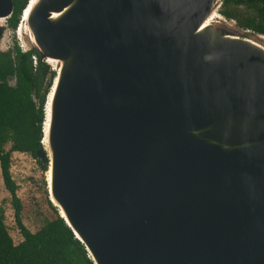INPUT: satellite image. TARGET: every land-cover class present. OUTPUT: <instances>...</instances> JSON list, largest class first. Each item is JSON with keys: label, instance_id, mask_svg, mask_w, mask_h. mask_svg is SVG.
<instances>
[{"label": "water", "instance_id": "95a60500", "mask_svg": "<svg viewBox=\"0 0 264 264\" xmlns=\"http://www.w3.org/2000/svg\"><path fill=\"white\" fill-rule=\"evenodd\" d=\"M218 4L21 11L20 49L54 72L35 157L93 264H264V35ZM12 11L0 0V35Z\"/></svg>", "mask_w": 264, "mask_h": 264}, {"label": "trees", "instance_id": "16d2710c", "mask_svg": "<svg viewBox=\"0 0 264 264\" xmlns=\"http://www.w3.org/2000/svg\"><path fill=\"white\" fill-rule=\"evenodd\" d=\"M12 2L13 11L6 19L10 29L17 26L27 0ZM217 11L240 28L264 35V0H219ZM53 75L48 64L31 50L22 51L17 42L12 50L0 52V176L21 236L19 242L13 243L0 209V264H93L52 205L55 216L37 230L31 232L23 225L17 186L9 172L10 154L14 151L29 153L36 159L35 151L41 147L45 98ZM36 161L46 170L45 163Z\"/></svg>", "mask_w": 264, "mask_h": 264}, {"label": "rangeland", "instance_id": "374dc122", "mask_svg": "<svg viewBox=\"0 0 264 264\" xmlns=\"http://www.w3.org/2000/svg\"><path fill=\"white\" fill-rule=\"evenodd\" d=\"M217 10L218 7L216 6L214 10L216 15H218ZM1 23L3 24L0 40L1 45L3 43L5 46H10L15 41L19 43L18 35L14 31L15 28L10 29L6 24V20H1ZM36 159L29 153L14 151L10 154L9 165L11 178L17 186L15 193L21 204L20 219L23 225L31 232L37 230L45 220L52 219L56 214L48 200L46 170L40 167ZM0 209L3 214V222L6 230L13 243L19 242L21 236L14 222L9 193L2 184L1 176Z\"/></svg>", "mask_w": 264, "mask_h": 264}, {"label": "flooded vegetation", "instance_id": "af4514ba", "mask_svg": "<svg viewBox=\"0 0 264 264\" xmlns=\"http://www.w3.org/2000/svg\"><path fill=\"white\" fill-rule=\"evenodd\" d=\"M28 1V0H27ZM15 29H16V27H15ZM15 29H14V31H15ZM0 38H1V35H0ZM14 43H16V41L14 42ZM13 46H14V44H12V45H10V46H5L3 43H2V45H1V42H0V52H7V51H10V50H12L13 49ZM9 78H7V80H8ZM9 82H10V79H9Z\"/></svg>", "mask_w": 264, "mask_h": 264}, {"label": "bare ground", "instance_id": "6f19581e", "mask_svg": "<svg viewBox=\"0 0 264 264\" xmlns=\"http://www.w3.org/2000/svg\"><path fill=\"white\" fill-rule=\"evenodd\" d=\"M212 15H214V14L212 13ZM193 133L196 134V135L198 136V130H197V129H195V130L193 131ZM42 141L45 142L43 139H42ZM46 174H47V179H48V177H49V172H46Z\"/></svg>", "mask_w": 264, "mask_h": 264}]
</instances>
